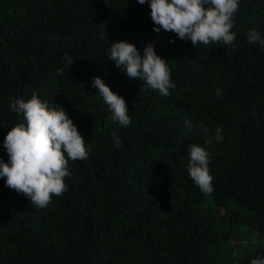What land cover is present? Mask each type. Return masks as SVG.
I'll return each instance as SVG.
<instances>
[{
	"label": "trees",
	"instance_id": "1",
	"mask_svg": "<svg viewBox=\"0 0 264 264\" xmlns=\"http://www.w3.org/2000/svg\"><path fill=\"white\" fill-rule=\"evenodd\" d=\"M150 11L137 0H0V159H8L7 132L23 122L10 104L33 93L66 110L89 150L87 160H69L68 190L44 209L0 178V264H251L264 257V49L246 39L249 30L264 38V0H240L234 49L157 33ZM118 41L141 54L153 44L171 69L170 95L143 90L109 60ZM94 77L125 98L130 125L109 119ZM201 121L209 133L199 131ZM217 128L223 141L206 144ZM192 144L210 152L214 191L207 196L187 171Z\"/></svg>",
	"mask_w": 264,
	"mask_h": 264
},
{
	"label": "clouds",
	"instance_id": "2",
	"mask_svg": "<svg viewBox=\"0 0 264 264\" xmlns=\"http://www.w3.org/2000/svg\"><path fill=\"white\" fill-rule=\"evenodd\" d=\"M140 5L147 3L151 9L153 31L161 29L171 32L183 41L198 45L224 44L235 48V15L239 10L240 0H137ZM247 42L257 43L264 49V38L256 30L246 34ZM171 42V41H170ZM108 58L122 70L129 79L142 81L143 90L157 91L162 96L170 95L175 88L171 80L168 61L158 55L153 44L148 43L143 54L136 45L127 41L110 43ZM64 59L70 67L74 62L68 53ZM63 69L57 70L61 75ZM92 86L99 90L98 95L111 113L109 119L121 127L131 124L126 100L113 92L100 77H94ZM220 95L221 90L217 89ZM11 111L20 114L23 122L12 127L3 140L7 153V162L0 159V178L5 186L23 194L31 205L38 209L47 208L53 197L62 196L67 190L66 177H71L69 160L75 162L89 158L85 139L77 125L60 106L50 107L33 93L30 99H15L10 104ZM185 126L191 129V122ZM199 131L209 133V128L202 121ZM116 148L121 141L116 132L111 133ZM224 139L223 130L217 128L213 136L205 140L212 144ZM66 154V155H65ZM187 171L190 178L204 195L214 191L213 176L210 174V152L198 144L188 148ZM251 264H264V257L251 260Z\"/></svg>",
	"mask_w": 264,
	"mask_h": 264
},
{
	"label": "water",
	"instance_id": "3",
	"mask_svg": "<svg viewBox=\"0 0 264 264\" xmlns=\"http://www.w3.org/2000/svg\"><path fill=\"white\" fill-rule=\"evenodd\" d=\"M237 249V246L235 247V250ZM232 262H233V260L231 261V263L230 264H232Z\"/></svg>",
	"mask_w": 264,
	"mask_h": 264
}]
</instances>
